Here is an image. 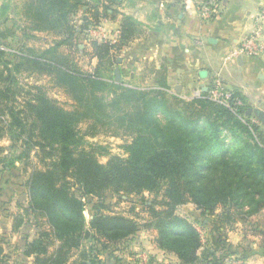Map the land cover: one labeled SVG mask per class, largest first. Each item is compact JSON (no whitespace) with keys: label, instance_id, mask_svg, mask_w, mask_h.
<instances>
[{"label":"trees","instance_id":"obj_1","mask_svg":"<svg viewBox=\"0 0 264 264\" xmlns=\"http://www.w3.org/2000/svg\"><path fill=\"white\" fill-rule=\"evenodd\" d=\"M120 2L19 0L0 8V46L18 32L24 38L13 52L0 48V140L8 141L0 146V171L21 176L24 189V200L10 214L11 230L34 229V237L22 238L20 264H123L114 253L126 251L143 230L155 231L153 243L177 264H248L249 252L233 249L226 236L240 221L260 235L264 250V132L247 118L237 90L231 92L243 101L238 113L253 133L209 99L185 101L116 80V54L141 32L130 16L120 19L116 41H92L89 51L81 49L89 26L121 15ZM38 33L53 35L52 43L27 45ZM75 52L97 64L82 69ZM48 85L62 92L67 105L50 95ZM223 129L231 133L229 142ZM99 135L128 138L124 155L89 140ZM145 192L155 197L146 200ZM108 196L138 198L149 218L134 206L130 215L114 212ZM187 203L216 220L178 215L177 207ZM197 224L208 228L206 242ZM0 264H7L2 244ZM148 264L158 263L151 257Z\"/></svg>","mask_w":264,"mask_h":264},{"label":"crops","instance_id":"obj_2","mask_svg":"<svg viewBox=\"0 0 264 264\" xmlns=\"http://www.w3.org/2000/svg\"><path fill=\"white\" fill-rule=\"evenodd\" d=\"M18 1L0 0V8L7 2ZM120 1L121 15L115 20H103L101 27L114 35L124 15L139 24L141 32L116 54L114 69L119 68L125 86L161 89L167 96L181 98L196 87L207 88L214 78H219L225 88L237 90L244 97L247 118L264 132V50L257 55L225 59L255 28L262 0H222L218 15L209 21L199 17L203 0H192L188 6L183 0ZM81 16L82 12L77 18ZM83 45L80 48H85ZM5 49L13 52L9 46ZM84 56L82 69L91 70L97 59ZM153 238L150 243L155 249L166 253L155 246ZM255 257L264 258V254L248 256L247 263L254 264Z\"/></svg>","mask_w":264,"mask_h":264},{"label":"rangeland","instance_id":"obj_3","mask_svg":"<svg viewBox=\"0 0 264 264\" xmlns=\"http://www.w3.org/2000/svg\"><path fill=\"white\" fill-rule=\"evenodd\" d=\"M2 20V16L0 14V21ZM0 28L3 29L2 26ZM54 36L51 34H43V35H37L36 39L27 40L26 44L33 46V47H45L52 43ZM24 41V38H22L21 33L18 32L14 34V36H9L7 38V41L5 42L6 46H9L10 48L19 47L21 42ZM82 42L84 43L83 46L88 45L86 39L83 38ZM84 50L86 51V49ZM88 48V46H87ZM3 50H6L5 47L2 46ZM82 49V48H81ZM14 51V50H13ZM7 52H11L8 50ZM84 56L81 52H75V59L78 62V64L81 63V67L84 66V59L82 58ZM85 57V56H84ZM25 82L32 83L35 80L32 78H22ZM26 79V80H25ZM38 83H46V79H40L37 81ZM49 86V93L51 96L55 97L57 100H59L62 104L67 105L68 99L62 94V92L56 88H50ZM171 102H175L174 100H170ZM171 106L174 105L176 107V104L170 103ZM181 108V107H179ZM238 118V117H237ZM239 121L245 125L248 126L249 132L253 133L251 127L249 126L250 123H248L247 118H245V115L242 116V118H238ZM252 135V134H251ZM231 137V133L229 132V129H223L222 130V138L225 140V142H229ZM244 137V135H242ZM256 141V138H253ZM91 142H97L101 144H106L109 146V150L112 154L117 155H124V151L122 149V145L124 144V140L128 141L127 139H121L119 137H111V136H104L99 135L94 138L89 139ZM250 141V138H249ZM8 144L7 138H4L0 140V146H6ZM101 162L106 161V157H100ZM15 172H6V171H0V244H2L4 249V254L6 256L7 264H20L21 263V256L19 246L22 244V238L25 234L28 233L29 238L34 237V229L30 228L28 229L26 226H21L20 230L18 232L13 233L11 230V222L12 217L10 214H14L16 210L18 209V206L16 202L23 201L24 200V194H23V187L20 185V182L23 181L22 177H15L13 176ZM145 198L146 200H150L153 197H155V194H149L145 192ZM9 200V202H7ZM108 204L112 207V210L114 212L123 213L125 215H130L131 211L130 208L134 206L135 210L134 212L138 213L140 217H142L144 220H147L149 218V215L146 210L142 209V205L140 204V200L138 198H135V200L130 201H120L117 197L108 196L107 197ZM219 213V209H217L216 213ZM133 213V212H132ZM176 213L184 218H187L188 220H195L198 219L199 221L208 222L209 224H213V221L216 220L215 216H201L198 209L191 203H187L184 205H180L177 207ZM87 214V218L89 217V213ZM261 217H254L253 221H261ZM264 218V217H263ZM262 228L264 230V222L262 224ZM198 230H200L201 236L203 238V241L206 242V239H209V231L208 228L205 225L197 224ZM252 226H243L240 221H236L234 223L233 229L234 231L229 232L226 236V241L231 244V247L233 249H242L245 251H248L249 255H258V254H264V251L258 247L260 244V235L254 234V232L251 230ZM141 235H137L129 242V248L127 250H132L133 252H136L137 254H146L147 256L156 257L158 261H156L158 264H177L176 258L169 253H163L161 251H158L155 249L153 244L150 243V240L153 236H155V231L151 230H143ZM140 232V233H141ZM121 253L120 251H116L114 253L115 256L121 258L122 256V263L124 264V261H128L127 252ZM154 255V256H153ZM233 257V256H232ZM254 257V256H253ZM236 258V257H234ZM111 264H121V261H115L114 259L109 260ZM252 263L254 264H264V258H252Z\"/></svg>","mask_w":264,"mask_h":264},{"label":"built area","instance_id":"obj_4","mask_svg":"<svg viewBox=\"0 0 264 264\" xmlns=\"http://www.w3.org/2000/svg\"><path fill=\"white\" fill-rule=\"evenodd\" d=\"M192 0H183L184 4L188 6ZM222 0H203L199 6V17L203 21H209L215 18L220 10ZM256 26L253 31L248 34L240 43L238 47L231 50L225 57L226 60L235 59L241 54L257 55L264 50V0L261 1L258 13L255 18ZM87 43L96 41L98 43L114 42L117 40L119 31L114 35L107 34L101 27V23L98 25L89 26L84 32ZM2 49V47H0ZM184 100L190 101L196 98H205L219 105L224 106L238 118H242L243 115L238 113V108L243 105V101L238 96H232L231 90L224 87L219 78H214L211 84L204 89L200 87L194 88L189 95L181 97ZM251 123L253 121L251 120ZM200 232V230H199ZM127 264H148L152 256L146 254L127 255ZM158 261V260H156Z\"/></svg>","mask_w":264,"mask_h":264},{"label":"water","instance_id":"obj_5","mask_svg":"<svg viewBox=\"0 0 264 264\" xmlns=\"http://www.w3.org/2000/svg\"><path fill=\"white\" fill-rule=\"evenodd\" d=\"M114 77L116 80H119L120 79V71H119V68H115L114 69ZM205 90V88H203Z\"/></svg>","mask_w":264,"mask_h":264}]
</instances>
